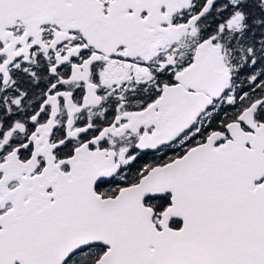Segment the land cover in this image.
Masks as SVG:
<instances>
[{"label":"snow or ice","instance_id":"snow-or-ice-1","mask_svg":"<svg viewBox=\"0 0 264 264\" xmlns=\"http://www.w3.org/2000/svg\"><path fill=\"white\" fill-rule=\"evenodd\" d=\"M0 264H264V0H0Z\"/></svg>","mask_w":264,"mask_h":264}]
</instances>
